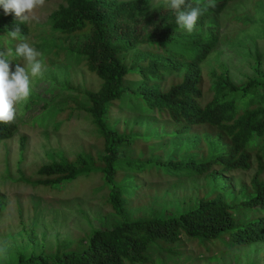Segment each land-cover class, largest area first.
I'll return each instance as SVG.
<instances>
[{"label":"trees","instance_id":"trees-1","mask_svg":"<svg viewBox=\"0 0 264 264\" xmlns=\"http://www.w3.org/2000/svg\"><path fill=\"white\" fill-rule=\"evenodd\" d=\"M57 1L61 4L48 18L55 36L48 46H40L56 61L83 64L98 80L97 90L84 91V102L72 101L76 107L69 108L66 120L75 111H83L102 140V151L95 156L81 152L73 160H53L36 172L38 180L31 184L51 191L55 186L81 184L98 177L107 192L105 202L114 222L110 228L93 230L76 242H59L54 253L46 254L43 247L33 246L7 264H149V254L156 247L178 246L182 239L197 246L222 243L226 249L264 243L261 62L255 58L254 75L240 83L234 82L229 69L218 62L216 70L209 73L207 93L200 69L219 43L220 15L233 0H213L215 7L199 17L191 33L178 28L175 12L166 3L151 8L150 0ZM263 1L256 0L258 9L264 7ZM187 2L195 6L198 0ZM237 21L250 25L247 18ZM17 26L28 37L26 22L20 23L14 14L5 15L0 7L1 45L7 32ZM261 31L264 35V27ZM0 50H4L2 46ZM9 59L14 71L19 58L13 55ZM174 73H181V80L163 90L162 79ZM132 83L134 89H130ZM68 103L43 105L35 121L58 117ZM125 103L138 112L154 114L155 120L147 122L142 133L133 128L120 130L119 120L111 113ZM133 123L138 125L136 120ZM167 124L173 126L181 142H176L166 157L162 156L163 146L148 153L145 144L165 138L159 131ZM17 130L15 118L9 124L0 123V143L12 139ZM24 145L22 137L21 152ZM136 150L139 152L132 157ZM253 167L247 199L236 204L224 200L222 195L231 191L228 177ZM143 175L189 180L196 193L182 201L175 217L161 218L163 204L155 197L150 207L140 208L143 217L134 219L130 203L142 188ZM3 210L0 199V216ZM244 213L253 215L246 217Z\"/></svg>","mask_w":264,"mask_h":264},{"label":"rangeland","instance_id":"rangeland-1","mask_svg":"<svg viewBox=\"0 0 264 264\" xmlns=\"http://www.w3.org/2000/svg\"><path fill=\"white\" fill-rule=\"evenodd\" d=\"M160 3H166V0H150L151 8ZM60 4L57 0L45 1L43 6L34 8L28 14L26 21L27 42L42 54L38 59L42 60L45 70L42 76L32 77L26 62L22 58L17 60L29 72L30 93L25 100L14 105L18 126L16 134L0 143V199L4 206L0 216V264L9 263L33 246L43 247L42 251L46 254L54 253L59 242L65 239L76 242L93 230L110 228L114 222L113 212L105 202L107 192L98 177L81 184L73 183L74 186H55L51 191L31 184L38 180L36 172L53 160L59 161L62 157L73 160L81 152H90L95 156L102 151V140L97 137L90 121L84 118L83 111H75L74 116L66 120L69 108L76 107L72 101L84 102V91L97 90L98 80L87 72L83 64H67L61 59L56 61L51 55L43 53L44 47L55 36L48 25V18ZM239 17L247 18L250 25L244 26L237 21ZM263 27L264 7L258 9L256 0H233L228 4L220 15L219 43L200 66L204 93L210 86L209 73L216 70L218 62L229 69L236 83L254 75L252 65L255 58L260 60V69L264 72ZM16 43L18 41L4 36L0 46L14 49ZM180 80L181 73L165 76L162 89L168 90ZM134 87L132 83L130 89ZM206 99H209L208 95ZM60 101L69 103L58 117L35 121L36 116H41L43 105ZM28 105L32 106L30 111L26 109ZM111 115L114 120H119L120 130L133 128L139 133L143 132L147 122L155 120L154 114L133 110L129 103L117 105ZM134 120L138 125H134ZM167 125L164 130L160 126L159 131L165 138L160 141L155 138L154 143L145 144L144 149L148 153L163 146L162 156L166 157L176 142H181L175 137L173 126ZM197 132L202 133V130ZM22 137L25 138V145L21 152ZM138 152L133 151L131 156L136 157ZM120 157L123 155L120 154ZM254 172L253 167L249 172L231 174L228 177L231 191L224 193L223 199L234 204L245 201ZM140 180L142 188L133 195L130 203L134 210H131L130 216L134 219L143 217L140 208L150 207L155 197L163 204L159 216L163 219L175 217L181 210L182 201L196 193L189 180L181 182L156 175H143ZM244 214L246 217L253 215ZM223 246L214 242L197 246L185 239L178 246L160 244L149 254V264H264V243L229 249Z\"/></svg>","mask_w":264,"mask_h":264},{"label":"clouds","instance_id":"clouds-1","mask_svg":"<svg viewBox=\"0 0 264 264\" xmlns=\"http://www.w3.org/2000/svg\"><path fill=\"white\" fill-rule=\"evenodd\" d=\"M45 0H0V7L5 15L14 14L17 21L24 23L28 21L29 15L34 8L43 6ZM169 10L175 12V23L179 29L191 33L201 15L209 7H215L213 0H198L193 6L187 0H166ZM11 40L19 41L14 49L0 50V123L9 124L15 118L14 105L25 100L30 93L29 72L21 63H16L14 71L11 70L12 59L10 56L22 58L30 68L32 77L42 76L44 65L41 53L32 47L28 42V37L24 36L17 26L6 34Z\"/></svg>","mask_w":264,"mask_h":264}]
</instances>
